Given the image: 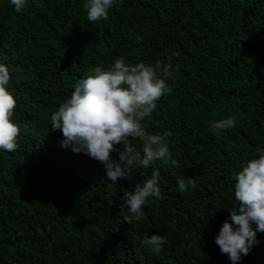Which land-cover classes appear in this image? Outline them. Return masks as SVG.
<instances>
[{
  "label": "trees",
  "instance_id": "trees-1",
  "mask_svg": "<svg viewBox=\"0 0 264 264\" xmlns=\"http://www.w3.org/2000/svg\"><path fill=\"white\" fill-rule=\"evenodd\" d=\"M119 57L160 61L174 77L146 119L149 132L169 134L179 167L155 162L161 199L149 197L131 224L120 197L151 167L112 183L50 129L76 80ZM0 62L22 128L17 149L0 150V264H230L213 238L231 207L233 173L264 145V0H116L98 22L82 0H29L20 13L0 0ZM227 116L234 127H209ZM181 176L195 187L179 193ZM152 233L166 237L159 252L142 243ZM257 238L238 264H264V233Z\"/></svg>",
  "mask_w": 264,
  "mask_h": 264
},
{
  "label": "clouds",
  "instance_id": "clouds-1",
  "mask_svg": "<svg viewBox=\"0 0 264 264\" xmlns=\"http://www.w3.org/2000/svg\"><path fill=\"white\" fill-rule=\"evenodd\" d=\"M13 11L26 9L29 0H8ZM116 0H82L89 22L107 20L109 9ZM143 37L137 36V40ZM91 75L76 80L70 96L50 114V129L59 130L58 145L74 154H84L101 163L106 179L116 183L124 179L133 168L148 169L150 178L135 184L134 189L124 190L120 209H126L123 221L131 224L143 216V206L149 197L161 199L160 171L156 161L179 167L169 150L168 133L148 131V119L156 102L170 95L172 87L167 82L174 79L170 65L145 62L126 63L116 58L109 66L97 65ZM9 66L0 62V150L14 152L22 130L12 119L17 100L10 91ZM235 126L232 116L210 121L213 130ZM131 138V139H130ZM139 141L137 148L132 141ZM111 153H116L114 158ZM254 158L240 165L233 173L232 202L228 216L214 236L221 254H227L230 264H238L260 243L257 233H264V145H257ZM195 187L192 177L181 176L176 181L179 193ZM166 237L157 233L146 236L142 243L151 252H159Z\"/></svg>",
  "mask_w": 264,
  "mask_h": 264
}]
</instances>
